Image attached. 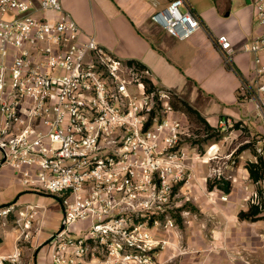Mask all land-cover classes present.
Returning a JSON list of instances; mask_svg holds the SVG:
<instances>
[{
	"label": "built area",
	"instance_id": "2783aa9c",
	"mask_svg": "<svg viewBox=\"0 0 264 264\" xmlns=\"http://www.w3.org/2000/svg\"><path fill=\"white\" fill-rule=\"evenodd\" d=\"M150 3L151 23L179 41L203 29L186 0ZM251 4L262 32L241 51L253 56L250 98L264 116V0ZM214 44L231 67L227 36ZM151 80L148 69L84 34L60 0H0V154L24 188L60 205V226L45 243L51 264H161L170 242L156 233L177 232L175 198L193 156L182 145L189 136L174 95ZM249 89L241 83L243 94ZM233 128L224 119L216 126ZM13 212L0 208V217ZM41 213L36 205L17 212L14 252H0V264H21Z\"/></svg>",
	"mask_w": 264,
	"mask_h": 264
},
{
	"label": "crops",
	"instance_id": "0c3cea01",
	"mask_svg": "<svg viewBox=\"0 0 264 264\" xmlns=\"http://www.w3.org/2000/svg\"><path fill=\"white\" fill-rule=\"evenodd\" d=\"M156 1L164 7L169 0ZM186 2L200 18L203 29L190 39L179 41L151 23L154 8L150 0H60L84 34L93 35L121 60L141 62L150 71L153 86L169 90L210 127L216 129L220 119L239 124L256 135L254 143L264 150V116L250 98V92L255 91L253 56L241 51L243 44L262 32L254 22L252 0L249 4L245 0ZM220 35L227 36L234 49L231 67L224 64L215 47L214 39ZM261 59L264 65L263 54ZM242 82L249 84V93L240 90ZM176 116L182 123L186 120L180 112L176 111ZM246 148L237 154L236 165L224 163L222 173L231 184L229 194L205 189L210 174L206 162L196 158L195 149L189 152L193 156L190 179L178 191V197L184 200L176 203L179 207L184 202L192 208L188 214L190 226L177 232L156 233L159 239L170 242L159 256L161 264L177 263L180 236L186 253L180 264H264V212L254 222L238 219V213L248 209L259 190L264 200V186L253 183L245 168L246 163L257 160L254 150L249 152ZM218 153L220 157L228 156L223 149ZM196 184L204 188L207 199L197 195ZM43 196L24 188L13 171L2 164L0 154V207L11 204L14 212L10 218H15L26 205H36L43 212L38 216L37 231L33 230L30 240L25 242L28 246L22 243L21 264H51L44 247L60 226L62 211L59 204L48 203ZM221 196L227 200H220ZM16 238L15 230L4 236L1 254H13Z\"/></svg>",
	"mask_w": 264,
	"mask_h": 264
},
{
	"label": "rangeland",
	"instance_id": "374dc122",
	"mask_svg": "<svg viewBox=\"0 0 264 264\" xmlns=\"http://www.w3.org/2000/svg\"><path fill=\"white\" fill-rule=\"evenodd\" d=\"M122 61H125V62L134 61L143 66L141 62L136 61V60H129V61L122 60ZM183 124L187 128V134L189 137H185V140L182 143V145L185 147H190L191 149H195V152L197 153L196 155L199 156V160H201L202 162L203 161L206 162L205 164L206 169L209 171V173L212 176H213V173H212L213 171L218 172L219 170L221 173L223 172L222 169L224 168V163H228L233 166L236 165L238 161L237 154L241 152V149L243 147H248L246 149L249 152H252L254 150L255 154H257V149H261V150L263 149L262 147L257 148V145L254 143L256 142V139H255L256 135L252 136V134H250L249 131L240 127L239 124H234V128L229 129L227 132H219L217 129H215L213 132H209L207 134L201 124L189 121L187 118L186 120H183ZM222 149L224 150V152L228 153L227 157H223V156L220 157L218 152L219 150H222ZM215 151L217 152V154H213ZM232 162H234V164H231ZM202 168L203 167H200V169ZM222 176H223V173H222ZM205 189L207 190L206 187ZM195 191L197 195H200L201 197L205 199L208 198L207 197L208 194L205 192L204 188H199L198 186L195 189ZM43 197H44V200H46L48 203L56 202L57 204H59L58 201L53 196L44 194ZM221 197H220V200H221ZM175 200H184V198L177 196ZM183 206H184V202L182 204H179L178 209L182 208ZM186 206L189 208L188 205ZM188 208L184 211H187L188 213H190V210ZM182 212L183 211H181L180 213ZM180 213H176L173 215L176 220L177 230L178 229L186 230L190 226L188 223L189 215L182 217ZM177 217L180 218V222H177ZM15 221L16 219L10 218V215H8L6 218L0 217V244L3 242L4 236H6L8 233L14 232L15 226H16ZM81 226H83V224ZM177 239L179 242H178V248L176 250L177 252H176L175 262H177L176 264H180V262L183 261V258L186 257V253L183 249V247H185L183 246V242H182L183 237L180 236ZM25 244L26 243H24V246ZM26 246L28 245L26 244ZM44 252L46 254V257L49 256L50 248L48 246L44 247Z\"/></svg>",
	"mask_w": 264,
	"mask_h": 264
},
{
	"label": "trees",
	"instance_id": "16d2710c",
	"mask_svg": "<svg viewBox=\"0 0 264 264\" xmlns=\"http://www.w3.org/2000/svg\"><path fill=\"white\" fill-rule=\"evenodd\" d=\"M173 109L184 114L189 121L201 124L206 134L215 130V128L210 127L195 110L175 97L173 102ZM256 159L257 160L254 163H246L245 168L247 169V172L249 174V179L255 184H260L261 182H264V161L261 156L256 155ZM206 188L208 191H213L216 189L223 194H229L231 191V184L224 178H214L207 180ZM262 197V191L259 190L257 195L251 199L248 209L246 211H241L238 213V219L240 221L248 222H254L261 219V215L264 212V200ZM10 205L11 204L3 205L0 208L8 207ZM187 208L188 207L184 205L182 208L178 209V212L184 211ZM188 209L190 211L192 210V208L190 207ZM177 222H180L179 217H177Z\"/></svg>",
	"mask_w": 264,
	"mask_h": 264
},
{
	"label": "water",
	"instance_id": "95a60500",
	"mask_svg": "<svg viewBox=\"0 0 264 264\" xmlns=\"http://www.w3.org/2000/svg\"><path fill=\"white\" fill-rule=\"evenodd\" d=\"M245 2H246L247 4H249V3H250V0H245Z\"/></svg>",
	"mask_w": 264,
	"mask_h": 264
}]
</instances>
